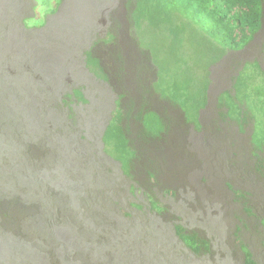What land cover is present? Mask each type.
<instances>
[{"label": "rangeland", "instance_id": "rangeland-1", "mask_svg": "<svg viewBox=\"0 0 264 264\" xmlns=\"http://www.w3.org/2000/svg\"><path fill=\"white\" fill-rule=\"evenodd\" d=\"M38 1L32 9L34 0H0V56L7 62L0 60V67H6L3 77L27 76V139L35 120L54 133L50 150L43 149L47 137L35 148L46 163L61 159L44 170L58 199L45 211L57 208L63 219L66 199L79 211L80 230L72 233L62 221L50 224L54 215L42 227H30L28 206L29 220L17 217L33 246L54 250L41 256L46 264H61L67 252L78 251L91 264H264V102L256 107L235 98L236 112L243 110L238 119L217 99L232 89L231 76L243 65L237 62L256 59L264 69V28L244 50L215 63L214 46L195 26H186L189 38L181 50L167 47L168 37L140 32L156 55L155 77L153 57L144 52L151 49L138 48L128 32L125 0H57L56 7ZM87 51L100 60L98 67ZM78 88L85 101L74 94ZM113 117L123 135L130 124L128 148L118 149L114 141L104 151ZM41 185L35 182L36 189ZM151 194L160 204L149 201ZM110 217L114 222H107ZM172 222L210 240L211 248L189 251ZM14 245L0 244V264H25V245Z\"/></svg>", "mask_w": 264, "mask_h": 264}, {"label": "trees", "instance_id": "trees-1", "mask_svg": "<svg viewBox=\"0 0 264 264\" xmlns=\"http://www.w3.org/2000/svg\"><path fill=\"white\" fill-rule=\"evenodd\" d=\"M41 2L48 6L56 7L58 5L57 0H41ZM37 4H39V1L34 0L32 9ZM122 9L126 14L129 26L127 28L128 32L132 34L133 39L135 36L134 40L138 48L139 45L142 48H150L140 35V32L144 31L152 38L168 37L163 41L168 44L167 47L171 46L174 50H181L184 42L188 41L189 38L186 26L192 25L200 29L209 44L214 46V54L211 56L213 63L221 60L231 52L244 50L264 28V0H125ZM260 44L261 52L264 54V42ZM144 52L147 56L151 54L153 57V60L150 58L151 68H155L156 77L159 68L154 50L144 49ZM152 53H154V56ZM87 54L90 57L91 62L89 61V63L92 64L91 66L98 67L100 60L91 51H87ZM0 60L3 64H7L1 56ZM237 64H239V67L241 64L243 65L241 68H237L236 75L231 76L232 89H226L225 92L221 91L217 99L222 104L230 106V111L233 109L234 114L239 119L243 110L240 107L236 112L235 98L247 99L252 106H263L264 69L256 59L254 61H240L235 66ZM5 68L0 67V244H6L7 247L15 246L14 243L24 244L25 246L20 253L22 254L21 260L25 264H46L41 256L45 255L46 251L53 255L54 250L51 246L47 248L49 245L43 246V251L37 246H33L32 240L28 239L27 228L25 229L27 226H23V221L17 220V217L24 216V220L27 219V222L29 220V217H27L28 206L33 210L32 217H34L29 223L30 227H42L46 221L50 222L51 216L54 215L52 219L54 222L50 224L62 221V226L69 228L72 233L74 230H80L79 211L68 199H66V203L69 214L65 216L68 217L67 219L65 217L61 218L62 216L58 214L57 208L45 211L44 206H50L58 199L56 193L47 187L51 180H48L44 175V170L54 169L61 162V159L54 161L49 158V163H46L43 157L35 152V148L40 146L42 137H47L48 142L43 149L46 152L50 150L53 142H55L54 133L49 131L46 123H39L35 120L33 122L35 125L34 135L27 139V76L21 80L17 77L13 78L12 75L3 77L1 74ZM101 69L104 71L103 68ZM121 72L122 70H120ZM171 83L177 84L175 82ZM73 92L81 101H85V96L80 88L74 89ZM70 95L73 97V93L68 94L67 97ZM237 102L240 105H248V101L238 100ZM68 106L71 108L70 104ZM221 108L223 112H227L226 108ZM70 111L72 113V110ZM70 116L73 117V114H70ZM134 117L140 121L139 115L135 114ZM115 118L113 117L109 121L104 131L105 150L108 145L113 147L114 141H116L115 144L118 149L121 147L128 148L126 146L129 141L127 130H129L130 124L129 127H125L126 132L123 135V130L118 121H115ZM250 119H247V121ZM140 123L142 125L141 132H144L145 127L142 122ZM10 128H13V133L8 134L7 129ZM239 129L244 131V128L239 127ZM253 129L251 138L258 130L255 127ZM27 168L32 170L29 175H27ZM27 176L31 180L29 189H27ZM35 182L42 185L36 189ZM45 188L48 195L44 192ZM103 200H108V198ZM151 200L156 202L153 196H151ZM101 211L96 210L95 213ZM91 214L92 212H90ZM112 218H108L107 222H112ZM107 225H112V223ZM174 228L177 235L182 238L190 249L197 253L209 250L210 240L195 233H185L180 223H176ZM71 236L69 239H71ZM12 252L15 253L13 250ZM67 253V259H61L63 262L61 264H74L77 261L80 264H91L88 260L89 256H84L83 252L78 251L77 254ZM15 259L17 262L21 261L19 258Z\"/></svg>", "mask_w": 264, "mask_h": 264}, {"label": "clouds", "instance_id": "clouds-1", "mask_svg": "<svg viewBox=\"0 0 264 264\" xmlns=\"http://www.w3.org/2000/svg\"><path fill=\"white\" fill-rule=\"evenodd\" d=\"M224 90H226V89H223L222 91H224ZM227 90H231V89H229V88H227ZM144 101V100H143ZM142 101V102H143ZM134 108V107H133ZM174 108L177 110V111H179L180 113H181V115H182V118H185V115H184V113H183V111L177 106V105H175L174 106ZM133 119H131V121H132ZM229 123H232V124H234V120H229ZM239 129V128H238ZM240 130V129H239ZM240 132L241 133H243V131H241L240 130ZM104 148H105V145H104ZM104 151H105V149H104ZM253 151V150H252ZM106 153V152H105ZM106 155H108L107 153H106ZM108 157H109V155H108ZM256 162H257V159H255V163H254V167L258 170L259 169V167H258V164H256ZM258 163V162H257ZM256 172V171H255ZM157 179V178H156ZM156 179H154V181L153 182H155V180ZM149 180V179H148ZM150 182H152L151 180H150ZM131 188H132V185H131ZM133 191H134V188H133ZM149 194H150V192H149ZM151 196H153L154 198H155V201L157 202V203H159L160 204V202L157 200V197H155L153 194H151ZM151 200V197L149 198V201ZM151 203V202H150ZM247 204H245L244 205V210H249V211H251V208L249 207V206H246ZM151 206H152V204H151ZM139 209H141V207L138 205L137 206ZM164 207V206H163ZM152 208H153V206H152ZM165 209H167L166 207H164ZM154 209V208H153ZM155 210V209H154ZM114 212H115V210H114ZM155 212H157L156 210H155ZM117 213V212H116ZM149 212H147V213H143V214H148ZM159 214V213H158ZM140 219L142 218V217H139ZM175 224L176 223H174V222H172V226L173 227H175ZM180 225L183 227V225L180 223ZM168 228L170 229V225L168 226ZM174 231H175V234H176V236L180 239V240H182V238L181 237H179L178 235H177V231H176V229L174 228ZM185 232V231H184ZM186 233V232H185ZM183 241V240H182ZM184 242V241H183ZM186 245V244H185ZM186 248L189 250V251H191V252H195L194 250H192V249H190L189 247H187L186 246ZM210 248H211V243H210ZM209 248V249H210ZM205 251H207V250H205ZM189 253V252H188ZM195 253H197V252H195ZM246 258H247V256H246ZM185 259H186V261L189 263V261H190V258H189V256H186L185 257ZM190 264V263H189Z\"/></svg>", "mask_w": 264, "mask_h": 264}, {"label": "flooded vegetation", "instance_id": "flooded-vegetation-1", "mask_svg": "<svg viewBox=\"0 0 264 264\" xmlns=\"http://www.w3.org/2000/svg\"><path fill=\"white\" fill-rule=\"evenodd\" d=\"M218 98V97H217ZM185 119V118H184Z\"/></svg>", "mask_w": 264, "mask_h": 264}]
</instances>
